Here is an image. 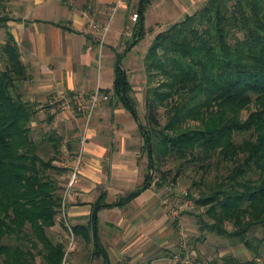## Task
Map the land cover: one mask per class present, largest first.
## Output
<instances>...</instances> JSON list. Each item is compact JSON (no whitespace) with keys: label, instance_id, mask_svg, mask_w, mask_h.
Instances as JSON below:
<instances>
[{"label":"trees","instance_id":"trees-1","mask_svg":"<svg viewBox=\"0 0 264 264\" xmlns=\"http://www.w3.org/2000/svg\"><path fill=\"white\" fill-rule=\"evenodd\" d=\"M153 2L139 0L138 41L154 32L145 26ZM14 21L0 0V264H38L37 255L43 264H67L68 244L51 232L61 215L63 228L100 245L94 228L71 226L64 216L66 170L57 162L66 146L77 154L81 138L66 141L54 127L34 137L40 108L26 94L31 73L10 28ZM144 67L143 120L120 57L116 64L114 99L137 116L149 158L145 183L124 201L151 186L155 172L162 187L195 164L201 228L236 239L255 253L250 264L259 258L264 264V237L252 234L264 227V0H207L155 34ZM170 159L180 162L174 176L163 168Z\"/></svg>","mask_w":264,"mask_h":264},{"label":"crops","instance_id":"crops-1","mask_svg":"<svg viewBox=\"0 0 264 264\" xmlns=\"http://www.w3.org/2000/svg\"><path fill=\"white\" fill-rule=\"evenodd\" d=\"M116 2L10 0V12L16 19L10 28L31 73L25 84L27 96L38 103L39 108L47 105L45 113L52 117L48 118L50 127L58 129L66 141L79 139L85 131L86 118L73 114L71 101L63 106L65 108L56 110L57 106L47 104L50 98L64 94L72 99L77 93L91 95L97 90L110 95L109 100L98 105L88 124L80 180L65 202L70 225H90L94 228L91 234L97 233L100 245L97 246L95 237L87 243L81 235L76 236L68 264H120L125 258L138 264H174L172 259L156 255L172 233L163 226L166 217L159 209L155 183L134 199L124 201L145 183L149 158L143 149L140 122L122 101L114 99V87L120 57L133 87L131 97L140 116L145 114L147 75L144 59L155 34L162 30L159 22L176 16L180 20L192 10L195 1L154 0L146 13L145 26L159 29L141 41H138L137 22L130 18V0L112 16ZM154 14L157 17L150 22L148 15ZM93 19L103 28L99 34L91 28ZM106 26L107 34L102 44L101 34L105 33ZM3 31L0 29V41ZM75 158L73 154L66 166L72 168ZM59 227L62 228L60 222L53 229Z\"/></svg>","mask_w":264,"mask_h":264},{"label":"rangeland","instance_id":"rangeland-1","mask_svg":"<svg viewBox=\"0 0 264 264\" xmlns=\"http://www.w3.org/2000/svg\"><path fill=\"white\" fill-rule=\"evenodd\" d=\"M5 1L7 4V9L9 8L8 11L10 12V0ZM189 1V3H191V0ZM194 1L195 3L191 7V11L193 12L201 8L207 0ZM138 3L139 0H130L131 16L134 12L138 11ZM194 9L196 10L194 11ZM191 11H188L187 13H193ZM155 16L157 17V15L155 14L151 16L148 15L149 21L151 22V19H154ZM184 16H182V18ZM93 20L95 21L96 19ZM177 21H179L177 20V16L173 19H168L165 22L162 19L161 22H159V24L161 25V27L159 28L164 29ZM159 28L155 27L154 30H157ZM4 35L5 32L3 31L1 38H3ZM54 98L55 97L52 96L47 104H50V101ZM59 99L60 100H58V103L54 105L57 106V108H55L56 110L65 108L63 107V104L66 101L64 98V94L63 96H60ZM70 107L75 116L84 117L82 112L77 109L74 103V96L71 99ZM46 108L47 105L45 107H40L39 120L34 124L35 138H39L40 136L44 135L51 126L49 124L51 123V120L48 119V115L45 113L47 112ZM42 109H44L43 112ZM97 109L98 107H96L93 116L95 115ZM141 115L144 120V114ZM85 123L87 125V120ZM64 150L65 151H63V154H61L63 162H57L66 170L62 179L63 185H65V182L68 178V173L71 170V168L66 165H68L69 161L72 160V155H70L69 151H67L66 148H64ZM179 164V161L170 159L163 168L171 170L172 175L174 176L177 173ZM214 173L215 172L212 171V174ZM211 176L213 177V175ZM159 177L160 175L155 172V179L153 182L155 183L160 199L159 209L163 211L166 217V223H164L163 226L166 225L167 230H171L172 234L168 240V243L159 247L156 253L158 258L161 256H166L172 259L174 264H226L225 258L229 256H231L235 260L233 264H250L249 262L255 259V253L248 249L244 244L239 242L237 243L236 239L219 237L212 233H209L208 231H204L201 228L202 225L200 223V215L204 213L205 208L199 206L196 202V199L199 198V191L194 186V182L200 179L201 173L197 170L195 164H186L182 168L177 183L171 184L169 181L168 184H164L162 187H160L158 184H156L159 181ZM189 192H191L193 196H188ZM62 217L63 216L61 215L58 218V221L60 223H66L65 219H63ZM61 227L62 228L59 227L57 229L52 228L51 232L55 238H57L58 240L64 239V241L68 244L64 260L68 264L71 257V252L73 251V249L70 250L71 242H73V240L76 242V236L75 234L73 235L72 231L69 230L68 227L67 229L63 228V226ZM252 234L257 236L258 238H263L264 227L258 226L255 231L252 232ZM261 250L262 252H264V246L261 248ZM34 251L37 254V250L34 249ZM177 255L181 258L177 257ZM36 259L38 264H43V258L40 255H37ZM187 259L190 260L189 263H187ZM262 261V258L256 259L255 264H263ZM120 264L138 263L125 258L120 262Z\"/></svg>","mask_w":264,"mask_h":264},{"label":"built area","instance_id":"built-area-1","mask_svg":"<svg viewBox=\"0 0 264 264\" xmlns=\"http://www.w3.org/2000/svg\"><path fill=\"white\" fill-rule=\"evenodd\" d=\"M127 1H129V0H117L115 6L112 9V16H114L116 14V12L118 11V9L121 6H123L125 3H127ZM131 19L133 21H138L139 12L138 11L134 12L132 14V16H131ZM91 28H92L94 33H98V34L103 29L101 24L98 21H96V20L95 21L94 20L91 21ZM104 29L106 30L105 33L102 32V34H101V42H102V44L105 41V37H106V34H107L108 26H106ZM59 97L60 96H55V98L50 101V104H53V105L57 104L58 100H60ZM64 98H65L66 101H65V103L63 105H65L69 101H71V99L68 98V97L67 98L64 97ZM109 98H110V95L103 94L99 90L95 91L91 95H86L83 92H80V93H77L76 95H74V103H75L77 109L80 112H82V114L86 118L87 125H86V128H85V131L80 136L81 142H80L77 154H76L75 163L72 166L71 170L69 171L67 181L65 182V185H64V187H65V190L63 192V196H64V206H63V208H64V216H66V214H65V202L67 200V197L70 194L71 189L80 180L81 166H82V163H83V160H84L85 144H86V141H87L86 131H87L88 124H89L91 118L93 117V114L95 112L96 107H98V105L101 102L109 100ZM72 233H73V231H72ZM73 235H74V233H73ZM75 243L76 242L74 240H73V242H71L70 250L75 248ZM177 257L181 258L178 255H177ZM189 262H190V260L187 259V263H189Z\"/></svg>","mask_w":264,"mask_h":264}]
</instances>
